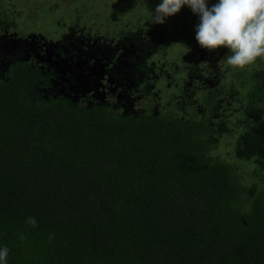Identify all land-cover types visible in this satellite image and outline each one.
Segmentation results:
<instances>
[{"label": "trees", "instance_id": "16d2710c", "mask_svg": "<svg viewBox=\"0 0 264 264\" xmlns=\"http://www.w3.org/2000/svg\"><path fill=\"white\" fill-rule=\"evenodd\" d=\"M77 12L55 50L63 59L88 46L76 24L103 33L99 16ZM10 13L0 8V245L10 249L7 264H264V58L223 71L209 86L205 71L167 60L166 34L153 38L155 28L151 41V17L142 15L127 20L116 39L90 34L97 48L81 59L104 66L103 85L86 73L73 83L61 71L68 65L2 52L20 29ZM192 80L197 96L187 98ZM160 81L179 90L161 98L165 106L152 102ZM231 135L233 158L254 160L252 182L214 153Z\"/></svg>", "mask_w": 264, "mask_h": 264}, {"label": "rangeland", "instance_id": "374dc122", "mask_svg": "<svg viewBox=\"0 0 264 264\" xmlns=\"http://www.w3.org/2000/svg\"><path fill=\"white\" fill-rule=\"evenodd\" d=\"M93 1L95 2L93 3ZM58 3H63V6L57 7ZM157 3H159V0H0V8H6V10L11 11L10 14L16 16V21L20 28L16 35L13 33L14 36L10 37V43L1 45V49L2 52H8V50L11 52L15 51V58L35 56L37 60L49 63L51 66L57 67V69L65 67L64 65H68L61 70L63 73H68V77L66 78L68 82H79L81 75L86 73L88 77L91 74V80H93L95 76L98 78L99 83L103 85L102 79L105 74L104 66L98 62V59L91 61V57L89 60L87 59L89 63H86L82 61L81 56H89L88 54L92 51L91 47H93V49L97 48L95 44L97 42V35L104 36L107 39H116L114 38L116 36V31L122 29L123 26L126 25L125 23L127 20H137L142 15L146 16L144 19L151 17L152 20L153 10ZM82 8L88 13L87 16L92 17L96 14L100 17L102 23L101 21L99 23L104 26L101 29L103 33L97 34V31L91 28L92 24H86L85 21L82 22V24L75 23L76 26H78L77 29L81 31L79 33L80 41L83 43L86 42L88 46L86 49H83V47H73V51H77V55H73L75 56L73 57L72 54L68 52L69 57L63 59L60 55L55 53V50L62 47L59 41L60 38L66 32V27L68 29L74 27L73 23L75 20H78L76 18V14H78L77 11ZM79 14H81V12ZM64 15L68 16L66 20H64ZM61 19L64 20V24L59 26L62 29L58 30L53 28L58 27L56 25L54 26V22ZM91 19L89 22H92ZM196 23H198L197 16L193 14L191 9L185 6L177 14L167 19L165 25L169 27V29H164L163 33H159L161 27H156L157 24L152 22L151 41L154 40L152 39V32L155 28L158 29V34L153 38L158 39L161 35V38H163V34L165 33L168 41L167 60H180V62H186V68L188 70L197 68L201 71H205L206 75L203 76L204 81L208 83L209 86H214L215 83H218L219 77L223 71V74H227V70L231 69L232 71H236L240 67L227 64L226 59L229 53L224 49L217 51L202 49L195 40L194 26ZM99 30L98 28V31ZM90 34L97 35L92 38ZM66 43H68V41H66ZM161 43L162 39L159 45ZM153 45L155 46L156 44L153 43ZM70 51L72 50L70 49ZM44 52L46 53L44 54ZM101 55L104 54L102 53ZM125 66V64H121V69ZM82 68H86L87 71ZM118 70H120V67ZM258 73L264 77V70L262 71L260 69ZM187 83V90L190 91L191 89V91L190 93H185L186 97L192 98L193 95L197 96V89H195L197 88V82L192 80ZM113 84H115L114 81L112 82V87H115ZM171 84L165 81L158 82L157 92L159 98L153 99L152 101L155 106H165L167 100L163 101L162 99L164 97L167 98L168 92L170 94L173 89L179 91L175 83H173V86H170ZM194 103L197 105L196 102ZM235 138L236 135H231L224 139L222 146L214 153L216 155L219 154L221 157L224 156L228 160L236 163L238 169L241 170V172L243 171L246 177H250L252 168L254 167V160L245 161L233 158L230 150H232V142L235 141ZM227 145H229V148ZM251 178L252 177L246 180L252 182ZM261 178V183L264 185V174Z\"/></svg>", "mask_w": 264, "mask_h": 264}, {"label": "clouds", "instance_id": "9594fccd", "mask_svg": "<svg viewBox=\"0 0 264 264\" xmlns=\"http://www.w3.org/2000/svg\"><path fill=\"white\" fill-rule=\"evenodd\" d=\"M185 6L198 18L195 40L202 49H224L227 64L240 68L264 58V0H159L152 22L164 24ZM25 219L37 225L35 217ZM9 252L0 245V264H7Z\"/></svg>", "mask_w": 264, "mask_h": 264}]
</instances>
